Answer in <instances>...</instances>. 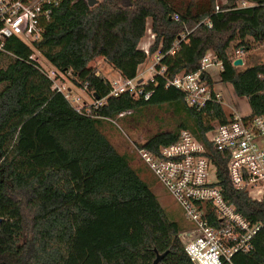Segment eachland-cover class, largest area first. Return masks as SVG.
I'll return each instance as SVG.
<instances>
[{
	"label": "trees",
	"instance_id": "16d2710c",
	"mask_svg": "<svg viewBox=\"0 0 264 264\" xmlns=\"http://www.w3.org/2000/svg\"><path fill=\"white\" fill-rule=\"evenodd\" d=\"M148 20L154 38L145 51L139 42ZM259 44L264 0H98L92 6L59 0L34 45L57 71L69 72L76 86L103 101L77 111L29 58L31 47L8 38L0 51L7 59L0 67V264H151L156 252L163 255L159 264H193L178 237L187 225L170 216L141 177L142 166L133 165L134 154L118 150L107 133L150 106L167 105L180 121L138 146L155 152L189 130L206 146L225 199L251 223L264 222V196L255 200L235 189L226 153L207 142L210 122H228L233 113L213 101L190 107L168 84L181 72L200 70L211 51L222 64L219 81L246 96L253 114L264 113V62L232 65L235 50L245 54ZM155 53L161 56L156 69L165 70L144 86L147 100L111 95L108 81L89 65L101 57L122 77L134 78ZM253 243L252 252L235 254L232 263L264 264V230Z\"/></svg>",
	"mask_w": 264,
	"mask_h": 264
},
{
	"label": "built area",
	"instance_id": "2783aa9c",
	"mask_svg": "<svg viewBox=\"0 0 264 264\" xmlns=\"http://www.w3.org/2000/svg\"><path fill=\"white\" fill-rule=\"evenodd\" d=\"M84 1L87 3V0ZM58 2L59 0H0V51H4L8 38L16 37L31 47L29 58L39 63L37 54L40 52L34 44L41 39ZM239 5L247 6L250 3L241 1ZM174 18L178 20L177 13ZM176 46L177 43L170 53L174 52ZM243 55L241 49L235 50L232 62L241 58L243 65ZM154 58L153 63L144 70L137 71L134 78L120 75L109 80L101 77L97 70L95 74L108 81L111 95L118 96L128 92L134 97L143 96L147 100L150 92H144V86L154 74L165 70L164 66L160 70L156 69L161 56L156 53ZM217 64L222 69L221 62L209 51L201 60L200 70L181 72L169 80L168 84L179 89L184 95L185 103L197 110L210 101L222 104V96L216 85L211 86L200 76L203 71L208 72V68ZM146 71L150 72L147 80L143 78ZM58 73L63 76L62 72ZM47 75L52 80V88L63 92L68 99L70 88L56 82L55 72ZM102 102L93 98L91 105L98 106ZM75 108L77 111L82 109ZM129 113L130 111L122 112L119 117ZM206 137L214 149L224 155L226 153V170L234 188L245 190L252 199L261 200L264 196V113L233 114V118L225 123L214 119L210 122ZM134 151L137 158L181 207L190 222V225L179 232L178 237L193 264H233L235 254H246L254 250L253 238L260 230H264V222L251 223L237 211L233 203L225 199L217 184L216 166L206 154V146L189 130H181L174 142L160 146L155 152L138 145H134Z\"/></svg>",
	"mask_w": 264,
	"mask_h": 264
},
{
	"label": "rangeland",
	"instance_id": "374dc122",
	"mask_svg": "<svg viewBox=\"0 0 264 264\" xmlns=\"http://www.w3.org/2000/svg\"><path fill=\"white\" fill-rule=\"evenodd\" d=\"M149 22L147 24V32L144 36L145 40H149L150 29ZM151 40V39H150ZM153 42V39H152ZM228 52H232V46L228 49ZM39 65L47 73L55 72L57 75L56 82L64 85L66 88H70L71 93L68 100L71 104L77 108L83 107L85 104H91L93 97L89 91L84 87L76 86L72 81V75L69 72L63 73L60 76L58 71L40 54H37ZM154 56L150 55L139 67L138 71H142L150 66L154 61ZM244 64L240 68H244L256 63L264 62V44L256 45L253 49L249 50L243 55ZM7 63L5 56H0V67H4ZM95 70H100V76H106L111 80L114 78L115 73L111 70L112 67L104 63L101 57L96 58L89 63ZM208 72L211 74L212 79L215 81L216 89L222 96V106L227 113L233 114H249L252 109L249 100L246 96H238L234 93L233 88L228 83L219 81L220 65L217 64L208 68ZM150 76V72L143 73V78L147 80ZM176 116L173 114L171 108L167 105L162 106H150L142 111L141 114H135L134 117L127 118L125 122L117 121V126L108 127V135L112 144L121 152L127 151L134 154L135 159L133 165L142 166L140 175L149 185L150 189L156 194L162 206L169 212L170 216L177 220L183 221L187 226L190 222L186 219L184 212L176 201L168 194L164 187L157 181L154 175L146 168V166L137 158L134 153V145L141 144L150 135L158 131L171 130L175 125L179 123Z\"/></svg>",
	"mask_w": 264,
	"mask_h": 264
},
{
	"label": "crops",
	"instance_id": "0c3cea01",
	"mask_svg": "<svg viewBox=\"0 0 264 264\" xmlns=\"http://www.w3.org/2000/svg\"><path fill=\"white\" fill-rule=\"evenodd\" d=\"M148 21H150V20H148ZM147 24H148V22H147ZM149 28H150V22H149V26H148ZM149 33H150V39L149 40H145L144 39V37L141 39V41L139 42V48H141V49H143V50H145V51H147V49H148V47H149V45L152 43V39L154 38V35L151 33V31H149ZM156 54V53H155ZM155 54H153V56L155 55ZM103 59V58H102ZM103 61H104V59H103ZM92 62V61H91ZM104 63L105 64H107L105 61H104ZM108 66H110L109 64H107ZM141 65V64H140ZM140 65L138 66V69H139V67H140ZM91 66V65H90ZM92 67V66H91ZM95 69V68H94ZM138 69H137V71H138ZM114 73H115V75H114V77H117V76H120V73L118 72V71H116V70H114L113 68L111 69ZM99 73H100V70H99ZM210 74V73H209ZM210 76H211V74H210ZM103 77H106V76H103ZM216 87V86H215ZM136 160V159H135ZM134 162V161H133Z\"/></svg>",
	"mask_w": 264,
	"mask_h": 264
},
{
	"label": "water",
	"instance_id": "95a60500",
	"mask_svg": "<svg viewBox=\"0 0 264 264\" xmlns=\"http://www.w3.org/2000/svg\"><path fill=\"white\" fill-rule=\"evenodd\" d=\"M98 0H87V3L89 6L94 5L95 3H97ZM233 66H241L242 65V59L241 58H236L233 60L232 62ZM203 74H200V76L202 77ZM139 82L141 81V79L138 80ZM163 255L159 254L156 252V257L154 258V260L152 261L151 264H159V261L161 259Z\"/></svg>",
	"mask_w": 264,
	"mask_h": 264
}]
</instances>
